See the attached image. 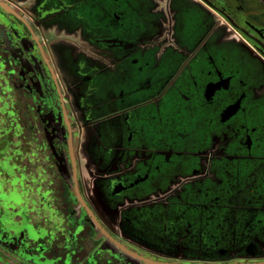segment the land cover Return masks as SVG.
I'll use <instances>...</instances> for the list:
<instances>
[{
  "label": "flooded vegetation",
  "instance_id": "flooded-vegetation-1",
  "mask_svg": "<svg viewBox=\"0 0 264 264\" xmlns=\"http://www.w3.org/2000/svg\"><path fill=\"white\" fill-rule=\"evenodd\" d=\"M56 1L89 4L91 31L132 57L146 89L119 111L125 139L97 204L43 23L0 0V264H264V0L173 2V47L153 41L160 15L138 0ZM152 207L170 251L133 234L130 212Z\"/></svg>",
  "mask_w": 264,
  "mask_h": 264
},
{
  "label": "rangeland",
  "instance_id": "rangeland-1",
  "mask_svg": "<svg viewBox=\"0 0 264 264\" xmlns=\"http://www.w3.org/2000/svg\"><path fill=\"white\" fill-rule=\"evenodd\" d=\"M138 1L140 6H145L139 11L140 13L144 11L148 14L160 15L157 24L160 34L153 41H157L158 44L163 43V47L165 44L173 47L172 38L168 35L175 26L172 3L177 2L176 4L179 5L184 1ZM14 2L27 12L38 16L43 23L45 42L60 84L69 93L72 110L78 124L82 127L79 137L82 153L79 157V165L85 190L99 204L98 199L101 196L98 180L108 175L110 167V164L107 166L104 161L111 151H116L114 154L116 158L120 155L125 139V118L119 114V111L129 106L134 91L146 89L145 81L139 83L138 72L133 62H130L132 57L118 49L112 51L104 48L101 44L104 40H110L113 37L108 33L91 31V22L95 20L100 22L102 19L93 14V21H91L89 13L86 12L89 10V4L80 5L78 8L76 5L70 10L60 7L56 0H49L44 8L40 5L41 0H14ZM127 7L129 6L124 8ZM140 17L139 14L138 18ZM111 24L116 25L117 22L111 20ZM88 69L93 70V75ZM92 104L93 120H96V125L93 127L103 135V139L96 142L97 144L100 142V147L96 146L93 134L85 122L86 114L83 111V105L89 108ZM156 228L157 234H162V228ZM147 238L152 239L149 233L146 234ZM139 242L144 241L141 239ZM147 244V242L142 243L145 247H148Z\"/></svg>",
  "mask_w": 264,
  "mask_h": 264
},
{
  "label": "trees",
  "instance_id": "trees-1",
  "mask_svg": "<svg viewBox=\"0 0 264 264\" xmlns=\"http://www.w3.org/2000/svg\"><path fill=\"white\" fill-rule=\"evenodd\" d=\"M185 204H186L185 202H181L180 200H177V205H185ZM194 205H195L194 207H200V206L203 207L204 206L203 203H195ZM155 213H156V210L154 207L148 208L146 217H142L141 212L139 210L131 211L130 212V221L131 222H137V224L133 227V234H134V236L139 238L138 241L143 239L144 242H147L148 244H150V245H148L149 247L156 248V249H162L163 251H165V250L170 251V247H169V245L166 244L165 240L162 243H159L157 241L155 242V240H154L156 228H154L151 225V223H153L154 220L156 219ZM166 220H167L166 222H171L170 219H166ZM171 229L172 228H167L166 230L161 229L162 238L170 237ZM197 229H200V227ZM165 232L168 234L164 235ZM147 233H149L151 235L152 239H149V238L146 239L145 234H147ZM156 243H159V244H156Z\"/></svg>",
  "mask_w": 264,
  "mask_h": 264
}]
</instances>
